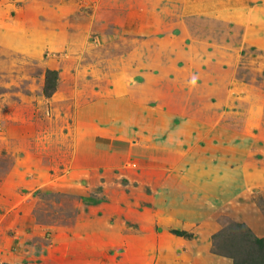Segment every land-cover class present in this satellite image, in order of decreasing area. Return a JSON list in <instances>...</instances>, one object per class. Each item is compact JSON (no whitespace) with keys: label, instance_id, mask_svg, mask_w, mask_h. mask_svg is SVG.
I'll use <instances>...</instances> for the list:
<instances>
[{"label":"rangeland","instance_id":"rangeland-1","mask_svg":"<svg viewBox=\"0 0 264 264\" xmlns=\"http://www.w3.org/2000/svg\"><path fill=\"white\" fill-rule=\"evenodd\" d=\"M239 235L264 0H0V264L264 263Z\"/></svg>","mask_w":264,"mask_h":264},{"label":"trees","instance_id":"trees-1","mask_svg":"<svg viewBox=\"0 0 264 264\" xmlns=\"http://www.w3.org/2000/svg\"><path fill=\"white\" fill-rule=\"evenodd\" d=\"M176 234H178V235H180V236H184V235H186L185 232L176 233ZM239 237L242 238V239H244V242H245V243H251V242H253V243L257 244L258 247H261L262 250H264V238H256V237L251 236V235H250V237H249V236L247 237V236H245V235H244V236H240V235H239ZM215 248H216L217 250H222V248H221L220 246L216 245V244H215ZM235 257H237V256H235ZM231 258H232V260H233V264H247L246 262H242L241 260H236V258H234V256L231 257ZM237 259H238V258H237ZM260 259L264 261V256L261 257ZM260 264H261V263H260ZM262 264H264V263H262Z\"/></svg>","mask_w":264,"mask_h":264}]
</instances>
